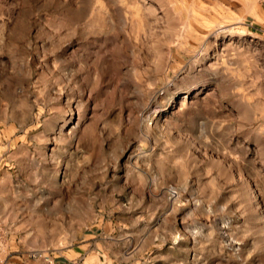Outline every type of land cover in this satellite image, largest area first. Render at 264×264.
Masks as SVG:
<instances>
[{
	"label": "rangeland",
	"instance_id": "obj_1",
	"mask_svg": "<svg viewBox=\"0 0 264 264\" xmlns=\"http://www.w3.org/2000/svg\"><path fill=\"white\" fill-rule=\"evenodd\" d=\"M260 3L0 0V264H264Z\"/></svg>",
	"mask_w": 264,
	"mask_h": 264
},
{
	"label": "crops",
	"instance_id": "obj_2",
	"mask_svg": "<svg viewBox=\"0 0 264 264\" xmlns=\"http://www.w3.org/2000/svg\"><path fill=\"white\" fill-rule=\"evenodd\" d=\"M259 5V12L261 15H264V3H260ZM87 243L86 246L77 247L67 255H61L59 258L45 259L40 264H123L120 260L112 258L111 254L114 253V249H107L105 245H103L104 243L101 241L99 235H89ZM21 264L37 263L27 262Z\"/></svg>",
	"mask_w": 264,
	"mask_h": 264
}]
</instances>
